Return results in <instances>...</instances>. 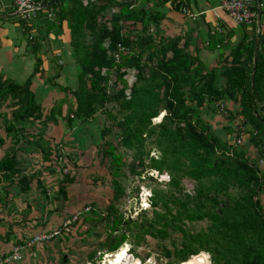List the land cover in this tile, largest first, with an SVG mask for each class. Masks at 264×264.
Masks as SVG:
<instances>
[{"label": "trees", "instance_id": "obj_1", "mask_svg": "<svg viewBox=\"0 0 264 264\" xmlns=\"http://www.w3.org/2000/svg\"><path fill=\"white\" fill-rule=\"evenodd\" d=\"M139 1L53 0L50 9L54 19L50 20L46 15L47 19L37 25L45 27V31H42L45 35L54 27H60L62 22L68 24L69 45L73 52L71 57L79 78L77 88L68 89L75 101L73 121L75 118L80 121L92 120L97 109L108 103L118 105L126 112L123 119L126 123L123 152L116 149L113 143L105 150L111 158L110 164L114 166L109 172L112 195L108 204L100 210L91 201L84 202L83 205L89 207V211L81 213L70 228L75 234L86 223L102 224L105 237L95 246V253H115L124 244L132 248L134 242L142 241L147 234L155 243L160 244V248L166 249L163 251L166 257L179 259L180 263L190 256L204 252L209 255L210 264H264V204L259 198L264 191V165L259 164L261 159L264 160V10L260 9L259 31L253 26L249 32H243L241 40L228 52L220 53L216 65L208 69L203 60L189 48L193 33L197 31L184 32L174 37L162 35L161 21L165 18V13L160 8L170 3L172 8L179 11L180 3L177 0H146L144 7L137 8ZM179 1L184 2L191 10L190 0ZM258 1L261 6L262 0ZM107 8L116 10V14L110 19V28L99 19L104 16ZM18 24L31 46L36 65L21 85L2 78L4 76L0 74V118L7 114V119L10 120L8 125L3 126L7 128L5 137L0 134L1 144L5 143L7 136L16 135L15 122L11 119H16L17 125L34 115L33 113L36 112L38 116L39 111L41 112V104L30 88L34 76L44 72L41 69L42 61L37 56L41 44L38 36L31 35L33 22L28 26L20 19ZM238 27L246 30L245 26ZM225 34L230 36L231 31H225ZM207 35V49H224V39L215 38L210 35L209 30ZM89 36L90 44L86 41ZM104 40L107 41L106 47L103 46ZM79 49L83 51L80 56L75 53ZM116 53L118 61L114 58ZM102 66H105L103 74L100 70ZM131 69H135L137 73L135 82L129 85L123 77ZM112 73L115 78L112 87L119 88L108 93ZM84 76L87 77L85 82ZM50 85L61 92L67 90L66 86L56 83ZM224 101H231L235 109L226 108ZM220 106L223 111H219ZM2 108H9V111H3ZM160 111H165L166 114L151 129L157 136L154 145L159 149L160 157L157 159L150 156L151 147L143 146L140 135ZM209 113L228 114V121L233 120L237 122V126L250 128L246 145H233L211 132L210 125L202 117ZM106 116L111 119L112 113L107 111ZM26 125L27 123L20 125V129ZM249 145L254 148L253 154L248 152ZM170 148L179 155L180 163L169 152ZM128 152L133 157L127 165L124 157ZM40 154L45 162H49L48 166L52 167L50 171L58 174L53 182L46 184V188L56 194L59 206L55 209L60 212L62 208L65 210L67 189L75 184L77 175L72 170L73 165L70 167L53 145H45ZM146 156L149 160L145 164L152 166L158 175H162L164 170L175 173L174 169H178L176 172L180 171V174L191 178L198 183V187L193 196L185 197L188 200L178 206L180 198L175 197V194L181 188L177 184L174 188L178 189H165L168 196L160 195L159 190L151 186L150 194L147 195L148 207L140 210L136 217L124 216L118 205L125 197L130 196L131 191L143 188L146 178L150 183H158L153 174L150 175L143 167ZM20 163L14 154L5 153L0 157V226L7 227L0 239L16 246L26 243L25 240L31 236L27 230L23 235L19 230L13 231L15 225L22 226L24 223L18 224L20 221L16 217L7 222L4 215L7 210L4 199L8 196V188L16 186L22 193H28L31 189L30 178L19 177ZM123 165H126L127 172ZM120 177L130 180V183L137 180V183L131 191H126ZM209 180L211 182L207 184ZM223 181L225 183L221 184ZM229 182V187L223 191L224 195L220 193L223 195L222 199L219 198L218 193ZM38 186L42 188V184ZM46 188L41 189L44 194ZM211 192L217 195L208 198L207 195ZM134 197L137 198L138 194ZM226 203L228 206L225 207ZM39 204L31 208L34 214L40 212ZM186 204H192L193 209L187 208ZM157 205L164 210L156 211L154 208ZM215 206L216 212L213 211ZM172 208L175 209V215H171ZM28 216L30 215H25V218ZM143 219H148V222ZM182 220L191 224L203 221L209 223L203 232L199 230L191 233L182 227ZM169 232L175 235L167 240ZM85 233L80 232L81 239L86 236ZM68 236L64 234L61 237ZM52 240L57 239L55 237L50 241ZM219 240L226 242L227 247L222 248L218 244ZM167 242H170V246ZM45 244L43 242L39 245ZM231 245L237 250L236 255L228 251L227 248ZM130 248L129 253L132 250ZM93 251L82 264H95V260L91 258ZM6 254L8 253L2 256ZM141 260L144 261L145 258L141 257ZM20 262L21 260L16 263Z\"/></svg>", "mask_w": 264, "mask_h": 264}, {"label": "rangeland", "instance_id": "obj_2", "mask_svg": "<svg viewBox=\"0 0 264 264\" xmlns=\"http://www.w3.org/2000/svg\"><path fill=\"white\" fill-rule=\"evenodd\" d=\"M92 1L97 2L98 0H91V2ZM141 6L143 5L141 4L140 7ZM170 11L171 9L169 12ZM115 14V9L107 8L106 12L103 13L104 16H101L99 19L103 21L104 25L109 26L110 28V19L111 17H114ZM177 14L180 15L179 13ZM168 17L169 20L173 19L171 16ZM181 19H183V16H181ZM169 20L168 22H170ZM173 24H178V27L172 30V26L162 23L161 29L164 31L162 32L164 37H174L177 35V30H179L181 22L176 23V21H174ZM64 25L67 27V29L64 28L62 32L64 33V31H66L69 34L68 24L66 22H64V24L62 22L60 27L63 28ZM60 27L57 28L60 29ZM238 29L240 28L238 27ZM42 30L44 32L45 27ZM236 34L238 35V42L241 40L240 30H237ZM200 35L203 36V34ZM61 37L63 38V34ZM223 37L224 35L220 36L219 38L223 39ZM43 38H45V36ZM90 38L91 37L89 36L86 39L87 43L89 44L91 43L89 42ZM46 42L47 40H45V43ZM57 43L58 44L55 50H60L62 45L59 43V41ZM106 45L107 41L104 40L103 46L106 47ZM117 47L119 48V45ZM201 47L202 48H200L199 45H194L193 43L189 44V48H191L190 51L193 54H196L199 58L200 52L202 49H205L203 46ZM56 53L57 52L54 54L52 53V55L53 59H55L54 61H56L57 69L52 72H45L44 77H40V73L35 75L41 79V83L48 84V89H50V93H48L47 96L48 98H43L41 102L38 100V102L41 104V112L39 111L40 114L36 116L35 112L33 113L34 115L27 117L25 121H20L17 125L16 119H11L12 122H15V125L13 123L12 124L14 125V131L16 132V135L14 137L7 136L5 138V143H0V157H2V155L5 153H9L11 155L14 154L15 158L21 162L19 166V177L23 178V176H25L26 178H30L28 180H30L29 186L31 189L28 193H22L21 191L17 190L16 186H14L13 188L7 189L6 192L9 193L4 199V202H7V210L4 213V215L7 217V222L16 217L20 221L18 224L24 223L22 226H16V230H19V232L23 235V232H25L26 229H29L27 231L31 235L29 236L30 238L40 230L41 227L39 226L43 220L50 221L53 215L57 214L58 210L56 211L55 208L59 206L56 200V194H52V191H48L46 188V184L53 182L58 174L51 172L50 170L52 167L48 166L49 162H45V160L41 158L40 152L45 149V145H53L58 154L67 161V164L71 165L70 167L73 165L72 170L77 175V181L75 184L68 187L67 201L65 202V205L69 202L73 203L74 208L77 209L76 211L73 208L69 209L70 214H73L85 207V205H83L84 202L86 203L91 201L95 206H99L100 210L108 204L109 198L112 195L109 185L111 174L109 172L114 166L110 164L111 158L107 152H105V150H107L110 143H113L116 149L123 152L122 142L126 138L124 134L126 123L123 120L125 118L126 112L118 105H113L112 103L100 106L95 112L94 116L91 118L92 120L88 121V119H85L84 121H80L74 117L75 119L73 121L72 110H74L75 101L71 97L69 90H74L77 88L79 83V78L77 76L78 72L76 71V68L73 69L71 67V70L65 71L63 74L66 79L62 78L60 79V82H57L58 76L62 73V70L59 71L62 65L58 64L57 61L59 59V55L56 56ZM75 53L80 56V54H83V51L79 49ZM114 58L116 61H118L117 53L114 55ZM217 58L218 57H215V59L208 62H205L204 60L206 67L208 69L214 67L216 65ZM35 65L36 63L34 58V66ZM100 70L101 74H103L105 71V66H102ZM136 73L137 72L135 69L127 70L123 79L126 80V83L131 85L135 82ZM113 76L114 74L112 73L110 77L111 81L108 83V85L111 86L108 89V93H111L112 90L116 91V89L119 88V86H116V88L112 87V83L115 81ZM86 78L87 77L84 76V82ZM50 83H63L59 85L66 86L67 90L61 92L57 87L50 85ZM37 87L35 92L37 97L41 99L38 96L40 95V90L39 88L37 89ZM223 104L229 110L235 109V106L231 101H224ZM2 110L9 111V108H2ZM107 111L112 113L111 119L106 116ZM165 114V111H160L157 117L152 119L151 125H149L146 130H143L142 134L140 135L143 146L151 147L150 156L157 159L160 157L159 149L154 146L156 145L155 138L157 139V136L156 134L152 133L151 129L157 125L162 118H164ZM227 115L228 114L221 115L209 113L206 115L203 114L202 117L204 122H207L210 125L211 132L218 135L221 139L228 140V142L232 143L233 145H246L247 139L250 136L249 133H251L250 128H246L241 125L237 126V122H234L233 120L228 121L229 119ZM7 118V114H5V117L0 118V134H2L3 137H5L4 134L5 130L7 129L3 126L8 125L10 122V120ZM26 123L27 125L24 126L25 128L20 129V125H24ZM21 130L24 131L21 132ZM149 132L150 134H148ZM241 134H243L244 137H241ZM237 138H240L241 140L239 144L236 142ZM136 144L139 145V143ZM251 147L252 146H250L249 149L247 147V149L249 153L253 154L254 148L252 149ZM143 151L145 155V148ZM169 152H171L174 158H176L179 162V155L174 151V149L170 148ZM132 157V154L128 152V154L124 157V163L128 165V163L132 161ZM148 160L149 159L147 156L144 157L143 167L144 169L148 170L150 175L153 174L158 183H150L146 178V184H144L145 186L141 189L139 188V191L137 190L136 192H132L130 189H133V185L137 183V180H135L133 183H130V180H126L123 177L119 178L122 181L121 183L125 184L126 191H131L130 196L125 197L120 205H118V208L120 209L121 213L124 214V216L130 215V217H136V215L140 213V210L146 209L148 206L147 195L150 194L151 186H155V188L159 190L160 195L163 194L168 196L169 193L165 189L168 190L170 188H174V185L177 184L176 186L181 188V191L178 192V194H175V197L178 196V198H180V200L177 201L178 206H180V203L184 201L186 202L188 200L185 197L189 198L193 196L196 188L198 187V183L194 182L191 178L180 174V171L176 172L178 169H174L176 174L172 173L171 171L164 170L162 175H158L157 172L153 171L152 166H147V164H145L148 163ZM123 168L125 172H127L126 165H123ZM210 182L211 180H209L207 184H210ZM223 183L225 182L223 181L221 184ZM38 184H42L43 189L46 188V194L41 191L42 188H39ZM229 184L230 182L227 184L225 189L219 192L218 195L216 194L219 198L222 199V196L224 195L223 191L229 187ZM136 194H138L137 198L134 197ZM216 195L214 192H211L207 195V197L212 198ZM259 198L264 204V191L260 193ZM224 200L227 199L224 198ZM37 203H40L39 205L41 208L38 207L40 212L34 214L31 208L36 207ZM227 203L225 204V207L228 206ZM205 205L208 206V204ZM67 206L70 207L69 205ZM186 207L193 209L192 204H186ZM154 209L156 211L164 210L160 207V205H157ZM29 211L32 212L30 213ZM213 211L216 212V206L213 208ZM170 212L171 215H175L174 213H176L174 208H172ZM8 213H10L9 216L7 215ZM25 215L30 216L25 218ZM65 216L68 217L69 214L64 215V219ZM143 221L148 222V219H143ZM180 223L186 231L192 233L199 230L203 232V229L207 227L209 222L203 221L197 224H191L182 220ZM83 226H81V228H79L78 232L75 234L73 230H70V232L67 233L69 235L68 238L58 236L59 238L56 237L57 240L45 242V245L37 244L36 246L31 247L29 253L26 251L25 255L22 256L21 262L16 264H82L86 261L88 254L94 250L97 243L105 237L102 224L90 222ZM80 232H86V236L83 239H81ZM4 233L5 232H3V230L0 228V237H2V234L4 235ZM174 235L175 233L169 232L167 240H169ZM218 244L222 248L227 247V244L224 241L219 240ZM0 245H5L2 239H0ZM167 245L170 246V242H167ZM130 247L131 246L128 245V248ZM130 249L132 250H130V253L128 251L127 256L124 258L125 261H123L127 264L180 263L179 259L172 260L173 257H166L163 252L166 251V249L163 250L160 248V244L155 243L147 234H145V239L142 241H139L138 243L134 242L132 244V248ZM227 249L231 253L235 255L237 254V250L232 245ZM93 253L94 254L91 258L95 260V264H102L106 261V254H104V251H100L99 253H95V251H93ZM237 256H239V254ZM98 257L100 258L99 260H97ZM141 257H144L145 260L142 261ZM66 259L68 260L66 261ZM180 264H210L209 255L207 253L201 252L190 256L185 262Z\"/></svg>", "mask_w": 264, "mask_h": 264}, {"label": "crops", "instance_id": "obj_3", "mask_svg": "<svg viewBox=\"0 0 264 264\" xmlns=\"http://www.w3.org/2000/svg\"><path fill=\"white\" fill-rule=\"evenodd\" d=\"M134 1V0H131ZM154 1V0H153ZM156 1V0H155ZM222 0H190L191 4V11L197 15V17L194 20H191L189 18H186L183 16V19H181L182 14L180 11H176L174 8L171 7L170 3H166L163 8H160L161 11L165 13V18L161 21L163 24H167L168 26H172V30L178 27V24H173L174 21L176 23H180L181 25L179 27V30H177V34H183L188 33L190 31H197L194 32L192 37L191 43L194 45H199L200 48L203 46L201 53L200 52V58L201 60H205V62L211 61L215 59V57H218V55L222 52H228L232 48V46L237 43L238 35L236 34L237 30H240V36L241 33H245V31H250V29L244 30L238 29V26L235 25L226 15V13L220 8V3ZM139 8L144 7L146 4V0H140L139 2ZM143 5L140 7V5ZM51 6V5H50ZM50 6L46 7L45 11L39 12L37 15V18L34 23V29L31 30L32 36H38V41L41 44V48L37 53V56L42 61L41 69L44 71L43 74H40V77H44L45 72H52L57 69L56 61L53 59V55L55 52L56 56L59 55L58 64L62 65L61 69L62 73L59 75L60 77L57 78V82H60V79L64 78L66 79L63 74L65 71L71 70V67L75 69L76 67L73 64V59L71 57V47L69 45L70 36L69 34L62 30L67 27L64 25L63 28L60 27L58 29L57 27H54L51 31L46 32L45 35L42 34V27L41 24L38 25L40 21L46 20V12L49 13L52 12L50 9ZM137 6V8H138ZM171 11L169 12V10ZM260 9L264 10V0L261 2ZM179 13L180 15H178ZM173 17L172 20H169V17ZM19 15L16 12L14 0H0V74L4 76V78H7L9 80H12L18 84H23L25 80L29 77V75L32 73L33 67H34V54L31 51V46L27 43L26 38L23 36L22 30L19 23ZM53 19V16L51 17ZM168 20L170 22H168ZM261 20V19H260ZM219 21L225 29L226 32L231 34L230 36L228 34H224V49H216V50H209L207 49V46L205 43L207 42V39L209 38L207 33L208 30L212 27V25ZM64 24V22H63ZM164 32V31H163ZM63 34V38L61 35ZM200 34H203L201 36ZM22 35V37H21ZM45 36V38H43ZM57 37V38H56ZM216 38V37H215ZM219 38V37H217ZM45 40L47 42L45 43ZM62 45L60 50H55L57 47V42ZM55 45V46H53ZM191 50V48H190ZM59 53V54H58ZM55 56V55H54ZM51 59H50V58ZM204 62V63H205ZM68 69V70H67ZM31 83V90L35 94L36 100H41L43 98H48V93H50V89L48 84L41 83V79L38 76H35L32 79ZM63 84V83H59ZM38 86V87H37ZM39 88L40 92L38 95L41 99H39L36 95L35 89ZM76 201V200H75ZM69 205L70 207H68ZM74 208L73 203H68L65 205V210H62L57 212V214L53 215V217L50 219V221L43 220L42 225L39 227L40 230L37 233L50 231L53 228L57 227L59 223H61V219H63L64 215L69 214V209ZM66 217V216H65ZM0 228L3 230V232L7 229L6 226H0ZM29 230V229H26ZM13 231L16 232V225L14 226ZM36 234V233H35ZM29 239L25 240L28 241ZM5 245H0L1 254L0 258L4 257L2 256L5 253H10L13 247L16 246V244H11L9 242L5 243ZM18 246L24 247V249L21 251V254L25 255L26 251L29 253L30 248L26 246V243L23 242V244H18ZM34 247V246H33ZM13 264H16L13 263Z\"/></svg>", "mask_w": 264, "mask_h": 264}, {"label": "built area", "instance_id": "obj_4", "mask_svg": "<svg viewBox=\"0 0 264 264\" xmlns=\"http://www.w3.org/2000/svg\"><path fill=\"white\" fill-rule=\"evenodd\" d=\"M179 2V11L182 16L194 20L197 15H195L191 10H189L184 2ZM53 3V0H14L16 12L20 19L23 20L28 26L36 20L39 12L46 10V4ZM220 8L226 13L227 17L237 26H245V28L250 29L251 27H257V32L259 31L258 21H257V3L255 0H222L220 3ZM50 20L53 14L51 12L47 13ZM210 35L215 37H220L225 34V29L219 21H216L212 27L209 29ZM207 46V42L205 43ZM219 111H223V107L220 106ZM241 137H244L241 134ZM236 142L239 144L241 142L240 138H237ZM264 160L261 159L259 164L262 165ZM89 207H84L82 210L70 214L61 221L60 225L53 228L50 231L41 232L34 234L28 241H26V246L31 248L34 245L50 241L51 239L63 236L71 230V225L76 222L81 213H87ZM24 249L22 246H15L12 248L10 253L6 254L4 257L0 258V264H11L19 262L22 259L21 251Z\"/></svg>", "mask_w": 264, "mask_h": 264}, {"label": "bare ground", "instance_id": "obj_5", "mask_svg": "<svg viewBox=\"0 0 264 264\" xmlns=\"http://www.w3.org/2000/svg\"><path fill=\"white\" fill-rule=\"evenodd\" d=\"M128 251H129L128 245L124 244L120 249H118L117 252L106 254L105 257L106 261L103 262L102 264H122L124 263L123 261H125L124 258L127 256Z\"/></svg>", "mask_w": 264, "mask_h": 264}, {"label": "water", "instance_id": "obj_6", "mask_svg": "<svg viewBox=\"0 0 264 264\" xmlns=\"http://www.w3.org/2000/svg\"><path fill=\"white\" fill-rule=\"evenodd\" d=\"M256 3H257V21H258V25H259V23H260V8H259V1L256 0ZM50 5H51V3L46 4L45 6L47 7V6H50ZM257 43H258V37L255 38V46H257Z\"/></svg>", "mask_w": 264, "mask_h": 264}, {"label": "clouds", "instance_id": "obj_7", "mask_svg": "<svg viewBox=\"0 0 264 264\" xmlns=\"http://www.w3.org/2000/svg\"><path fill=\"white\" fill-rule=\"evenodd\" d=\"M255 1H256V0H255ZM259 8H260V4H259ZM259 24H260V23H259ZM258 26H259V25H258ZM147 207H148V206H147ZM147 207H146V208H147Z\"/></svg>", "mask_w": 264, "mask_h": 264}]
</instances>
